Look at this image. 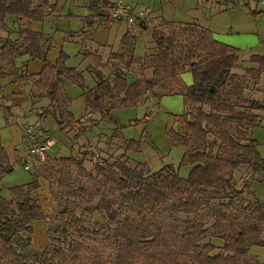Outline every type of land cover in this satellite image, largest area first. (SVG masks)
Returning a JSON list of instances; mask_svg holds the SVG:
<instances>
[{"label": "trees", "instance_id": "1", "mask_svg": "<svg viewBox=\"0 0 264 264\" xmlns=\"http://www.w3.org/2000/svg\"><path fill=\"white\" fill-rule=\"evenodd\" d=\"M104 2L93 0V9L96 12L98 8L104 9L111 0ZM49 7L50 0H0V28L8 31V16H15L21 25L16 39L7 36L1 41L0 74L17 79V59L25 55L43 61L42 70L33 75L30 97L49 100L46 111L61 130L80 122L70 110L66 78L83 88L87 114H98L101 121L115 123L114 130H121L122 126L113 110L137 105L148 94L155 99L181 95L186 106V111L177 116L170 136L174 144L184 149L181 165L190 166L187 177H182L173 164L159 170L148 169L141 162L131 166L123 160L98 166L99 173L120 191L116 197L100 201L96 206L105 211L109 226L119 221L121 206L155 212L170 204L177 212L189 210L185 209L187 206L191 207L189 211L196 212L205 201L211 207L209 213L185 220L189 223L185 227L179 225L178 219L170 224L145 216L142 224L129 221L133 233L121 235L123 240L117 242L113 251L107 257L95 256L92 264H264L250 255L251 247L264 246V201L252 190L254 201L242 204L245 212L242 216L234 199L244 190L233 185L235 172L244 165L251 166L254 172L264 171V157L253 136L262 119L264 100L250 96L247 84L249 77L260 78L264 73V54L253 53L250 62L257 66L244 67L240 50L218 41L207 27L161 19L154 25L153 45L143 58L135 55L137 36L127 30L120 51L112 53L116 60L110 64V74L97 73V84L86 87L82 71L68 67L63 56L55 63L48 60L52 44L32 27V22L47 17ZM141 27L147 28V24ZM85 55L99 59L97 52L86 51ZM241 68L245 69L244 73L235 71ZM184 72L192 73L191 85L184 83ZM131 73L137 78L130 79ZM126 141L128 150L135 142ZM72 166L81 176L87 175L82 160L62 157L46 165L42 174L38 170L32 173L30 182L11 187V199L0 193V264H32L15 246L20 234L33 231V211L40 209L39 205H30L27 196L40 187L41 177L51 178L54 172L62 185L64 174H69ZM0 167L3 178L14 170L1 131ZM85 189L81 184L80 190ZM213 200L216 204H210ZM211 237L219 239L221 245L206 240ZM42 255L47 257L48 251ZM64 256L66 261H80L73 246ZM42 264L54 263L46 259Z\"/></svg>", "mask_w": 264, "mask_h": 264}, {"label": "rangeland", "instance_id": "2", "mask_svg": "<svg viewBox=\"0 0 264 264\" xmlns=\"http://www.w3.org/2000/svg\"><path fill=\"white\" fill-rule=\"evenodd\" d=\"M92 1L50 0L52 9L47 8L49 13L47 17L33 23L35 30L45 33L50 39L52 47L48 53V60L55 63L60 56H63L68 67L82 71L86 87H93L95 81L87 69L91 60L85 52L102 46H111L110 49L92 50L99 54L96 58L100 60L92 59L93 64L99 67L97 64L99 62L104 65L115 61L112 53L120 51V40L127 31V23L109 24L103 17L105 8L117 4L118 1L124 5L134 6L138 10V13H133L135 20L128 22L130 32L137 36L135 55L138 58L146 55V46L147 42L152 40L154 32L152 23L155 22L156 15L169 21L195 22L209 27L218 41L236 46L235 48L240 50L241 63L244 67L257 66L250 62L253 53L264 54V3L256 7L255 3L247 6L241 0H111L104 9L98 8L96 12ZM104 1L99 0L102 4L105 3ZM147 9L151 11L147 12ZM57 10L61 12L60 17L52 14ZM90 10L94 11L91 15ZM142 11L147 14L142 16L140 14ZM99 12L103 14L99 15ZM6 22L9 31L0 28V35H10L11 39H16L21 27L18 19L8 17ZM97 23L101 25H96ZM145 23L149 27L139 32L142 29L140 26ZM86 27H94L90 35H88L90 30L85 29ZM73 34L75 38L71 39ZM2 39L0 36V44ZM43 65V61L34 59L29 62V69L32 72L41 71ZM235 71L244 73L245 69ZM17 75L18 77L25 75L33 79V75H29L26 70ZM185 76L191 77L192 84V73L184 74L183 81L188 85ZM12 80L16 79L12 76ZM256 83L258 84L255 87ZM0 84L4 87V95L0 98V131L14 166V170L4 178L3 168L0 167V193L5 198L11 199V187L26 184L33 179L32 173L25 171L17 163V158L24 148L22 138L23 125L26 121L38 123L47 133L55 137L57 143L49 150L52 158L49 161L50 165L55 159L62 157L80 159L87 173L86 176H81L75 166H72L70 173L64 174L65 179L61 185L58 183V173L54 172L51 178L41 177L40 187L27 196L28 199L30 198V205L32 204L33 207L39 205L40 209L33 211L35 213L32 221L33 231L20 234L15 246L32 264H42L46 259L54 264H57V261L59 264H73L70 259L66 261L64 256L72 246L76 247V254L80 257V261L74 264H92L95 256L107 257L117 242L123 240L121 235L133 233V229L129 228L131 224L129 221L134 225L137 222L142 224L144 223L142 217L145 216L147 219L154 217L160 223L170 224L178 219L179 225L185 227L189 224L185 220H194L211 210V207L204 203L205 201L198 205L199 209L196 212L189 211L191 207L187 205L185 209L189 210L180 212L175 211L170 204L155 212L148 208L121 206L119 221L109 226L105 211L96 208L100 201L116 197L120 193L114 183L99 173L98 166L107 162L123 160L131 166H137V162H141L151 170H159L165 165L173 164L179 168L182 177L189 175L190 166L181 165L184 149L174 144L170 136V130L176 126L177 115L186 111L181 95H167L159 101L147 100L133 106L117 107L113 114L122 129L114 130L116 124L101 121L98 114L87 117L83 88L66 78L64 85L71 98L70 110L80 122L61 130L51 113L46 111L48 105L42 106L40 101L33 106L30 83L23 81L14 83L9 78L1 76ZM247 84L250 96L264 100V73L260 78L254 75L249 77ZM9 96L15 101L13 108ZM261 113L264 115V111ZM253 136L264 157V118L254 128ZM125 138L135 142L128 150V142ZM44 167L39 168L37 173L45 172ZM252 180H254L253 184ZM81 184L85 185V190H80ZM233 185L237 189L244 190L241 196L234 199L242 216L245 215L241 208L242 204H251L254 201L252 190L259 200L264 201V171L254 172L251 166L244 165L235 172ZM216 202L213 200L210 204ZM207 219L210 220L212 217ZM206 240L212 241L217 246L222 243L212 237ZM45 250L48 251L47 257L42 255ZM253 250L259 255L251 253ZM250 255L264 262V246L251 247ZM36 258L40 260L35 261Z\"/></svg>", "mask_w": 264, "mask_h": 264}, {"label": "built area", "instance_id": "3", "mask_svg": "<svg viewBox=\"0 0 264 264\" xmlns=\"http://www.w3.org/2000/svg\"><path fill=\"white\" fill-rule=\"evenodd\" d=\"M246 3L247 6L251 3L260 5L264 3V0H241ZM241 2V3H242ZM103 14L104 21H125L133 22L135 20L134 14L138 13V10L134 6L124 5L120 1L117 4L107 7ZM151 9H147L150 12ZM134 13V14H133ZM142 16L147 13L142 11ZM147 24V23H146ZM148 25V24H147ZM3 90L0 91L2 96ZM4 94V93H3ZM92 116L88 114L87 117ZM22 142L24 148L17 158V163L25 171L34 173L39 168L48 165L52 159L49 155V150L57 143L55 137L46 132L45 128H42L38 123H31L26 121L23 125V138Z\"/></svg>", "mask_w": 264, "mask_h": 264}, {"label": "crops", "instance_id": "4", "mask_svg": "<svg viewBox=\"0 0 264 264\" xmlns=\"http://www.w3.org/2000/svg\"><path fill=\"white\" fill-rule=\"evenodd\" d=\"M256 7H258V5H255ZM255 7V8H256ZM59 8V10H60V6L58 7ZM153 9V8H152ZM257 9V8H256ZM252 10H254V9H252ZM48 13V12H47ZM94 13V11H92V10H90V15L91 14H93ZM155 13V12H154ZM49 14V13H48ZM52 14H56L58 17H60L61 16V12L60 11H58L57 10V12H55V13H52ZM49 16H51V15H49ZM155 16V15H154ZM8 17H10L11 19H13V18H15V16H8ZM7 17V18H8ZM156 17V19H155V22L154 23H152L151 25L154 27V25H156L157 24V22L158 21H160L161 20V17H158V15H156L155 16ZM94 19H97V18H95L94 17ZM6 21H7V19H6ZM115 22H125V21H109L108 23L109 24H111V23H115ZM33 23L34 22H32V27H33ZM127 23V25H128V27H127V30H129V23L128 22H126ZM96 25H101L100 23H97ZM96 25H94V27L96 26ZM204 26V25H203ZM94 27H86L85 29H89L90 31L88 32V35H90L91 34V32L93 31V29H94ZM149 26L147 25V28H148ZM205 27H207V26H205ZM140 28H142L141 26H140ZM147 28H142L141 30H139V32H141L142 30H145V29H147ZM208 29H210L209 27H207ZM87 29V30H88ZM211 30V29H210ZM8 31H9V28H8ZM7 31V32H8ZM212 31V30H211ZM41 32V31H40ZM213 32V31H212ZM43 33V32H42ZM136 33H138V32H136ZM44 35H45V39L49 42L50 41V39H49V37L45 34V33H43ZM214 34V33H213ZM124 35V34H123ZM122 35V36H123ZM135 36H136V34H134ZM1 36V38H6L7 37V35H0ZM8 36H10V35H8ZM18 37V36H17ZM71 39L72 38H75L74 37V34L73 35H71V37H70ZM121 40H122V38H121ZM121 40H120V46L119 47H121ZM152 45H153V43H152V40H150V41H148L147 42V46H146V54L149 52V49H150V47H152ZM110 47L111 46H102V47H98V48H96V49H92V50H98V49H103V48H106V49H110ZM234 47H236V46H234ZM117 49V48H116ZM92 50H90V51H92ZM115 52H117V51H115ZM239 54H240V52H239ZM32 60H34V59H32V58H30L28 55H25V56H22V57H20L19 59H17V67L19 68V71H18V73H21L23 70H26L27 72H28V74L29 75H35V74H37V73H39L40 71H36V72H32L30 69H29V62L30 61H32ZM91 60V64L88 66V71L92 74V76H93V78H94V81H95V84H94V86L97 84V79H98V74L97 73H100V72H102V73H104V75H109L110 74V68H109V66H110V64L111 63H104V65H102V66H99V67H97V66H95V64H93V60L92 59H90ZM24 67V68H23ZM104 67V68H103ZM150 73V72H149ZM186 72H184L183 74H182V79H183V77H184V74H185ZM1 76H4V77H7V78H9L10 80H11V82H17V81H23V82H27V83H30V85H31V87H32V77H29V78H27V77H25V75L22 77V76H19V78H17L16 80H12V75H9V74H0ZM0 76V77H1ZM137 78V75L135 74V73H131L130 74V79H136ZM185 80L187 81V83H188V85H191V77H188V76H185ZM193 83V82H192ZM0 86L2 87V90H3V93H4V87L0 84ZM83 95H84V93H83ZM165 96H167V95H164V96H162L161 98H165ZM85 97V96H84ZM9 98L12 100V96H9ZM160 98V99H161ZM257 98V97H256ZM160 99H155L154 97H152L150 94H148L147 95V98L145 99V100H143L142 102H144V101H147V100H157V101H159ZM259 99V98H258ZM260 100H262V99H260ZM40 101H42V103H41V105L43 106L44 104H46V105H48L49 104V100L47 99V98H44V99H40V100H38V99H36V100H33L32 99V102L34 103L33 104V106H35V104H37L38 102H40ZM43 101H45V102H43ZM11 102V101H10ZM12 108L14 107V105H15V101L14 100H12ZM10 105H11V103H10ZM35 109L36 108H34V111H35ZM113 112H114V110H113ZM183 114V113H182ZM262 114V113H261ZM179 115H181V114H179ZM178 116V115H177ZM45 116H42V118H44ZM42 118H41V120H42ZM263 118H264V115L262 114V119H261V122H262V120H263ZM177 119V118H176ZM260 122V123H261ZM2 135V134H1ZM3 139V138H2ZM4 142V141H3ZM5 144V143H4ZM5 177V176H4ZM1 183H2V180H1ZM254 183V182H253ZM252 250V249H251ZM251 253H253V254H255V255H259V253L258 252H256V251H251Z\"/></svg>", "mask_w": 264, "mask_h": 264}]
</instances>
